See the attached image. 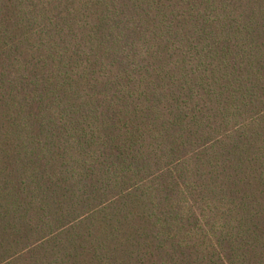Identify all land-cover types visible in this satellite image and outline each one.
<instances>
[{"label":"trees","instance_id":"obj_1","mask_svg":"<svg viewBox=\"0 0 264 264\" xmlns=\"http://www.w3.org/2000/svg\"><path fill=\"white\" fill-rule=\"evenodd\" d=\"M0 264H264V0H0Z\"/></svg>","mask_w":264,"mask_h":264}]
</instances>
